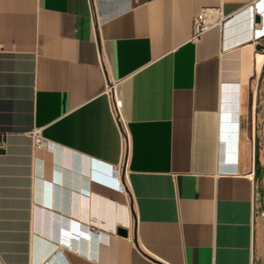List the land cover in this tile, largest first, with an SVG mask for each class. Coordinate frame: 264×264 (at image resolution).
<instances>
[{"label": "crops", "instance_id": "1", "mask_svg": "<svg viewBox=\"0 0 264 264\" xmlns=\"http://www.w3.org/2000/svg\"><path fill=\"white\" fill-rule=\"evenodd\" d=\"M0 263L264 264V0H0Z\"/></svg>", "mask_w": 264, "mask_h": 264}, {"label": "built area", "instance_id": "2", "mask_svg": "<svg viewBox=\"0 0 264 264\" xmlns=\"http://www.w3.org/2000/svg\"><path fill=\"white\" fill-rule=\"evenodd\" d=\"M218 14L219 15L217 17H215L213 15V11L211 9H208V8L203 9L201 12H199L194 18V36L199 37L206 30H208L214 26L221 25L223 20L226 18V16H224L222 9L219 10ZM109 89H113L114 95H115L116 105H117V107H121L122 101H121L120 92H119V89L117 87V84L112 83L109 86ZM37 144H38V146H42L44 144V139L39 137L37 139ZM0 264H2V263H0Z\"/></svg>", "mask_w": 264, "mask_h": 264}, {"label": "water", "instance_id": "3", "mask_svg": "<svg viewBox=\"0 0 264 264\" xmlns=\"http://www.w3.org/2000/svg\"><path fill=\"white\" fill-rule=\"evenodd\" d=\"M258 20H259V16L256 15V16H255V21H258ZM258 48H261V47L259 46ZM117 233H118L119 235H122V236H127L128 231H127V229H125V228H123V227H118V228H117Z\"/></svg>", "mask_w": 264, "mask_h": 264}]
</instances>
